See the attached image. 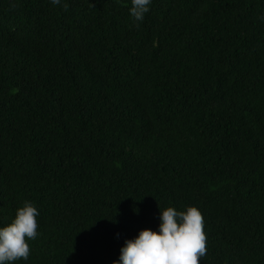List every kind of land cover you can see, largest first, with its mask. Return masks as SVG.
Returning <instances> with one entry per match:
<instances>
[{
  "label": "trees",
  "instance_id": "obj_1",
  "mask_svg": "<svg viewBox=\"0 0 264 264\" xmlns=\"http://www.w3.org/2000/svg\"><path fill=\"white\" fill-rule=\"evenodd\" d=\"M130 7L0 0V227L39 212L15 264H119L167 207L201 212L200 264H264V0Z\"/></svg>",
  "mask_w": 264,
  "mask_h": 264
},
{
  "label": "clouds",
  "instance_id": "obj_2",
  "mask_svg": "<svg viewBox=\"0 0 264 264\" xmlns=\"http://www.w3.org/2000/svg\"><path fill=\"white\" fill-rule=\"evenodd\" d=\"M51 3L58 5L61 0H51ZM130 3V16L142 21L151 0H130ZM63 7L66 11L68 5ZM38 216L37 208L26 201L16 210L11 222L0 227V264L28 259L31 253L28 241L38 236ZM159 221L158 232L145 229L136 238L125 241L120 249L119 264H200L207 254L201 212L196 207L185 211L167 207L159 211Z\"/></svg>",
  "mask_w": 264,
  "mask_h": 264
}]
</instances>
